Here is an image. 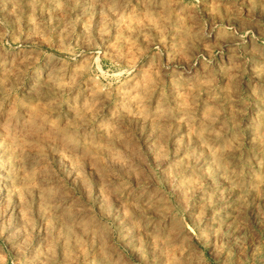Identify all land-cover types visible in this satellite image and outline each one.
<instances>
[{
	"label": "rangeland",
	"instance_id": "374dc122",
	"mask_svg": "<svg viewBox=\"0 0 264 264\" xmlns=\"http://www.w3.org/2000/svg\"><path fill=\"white\" fill-rule=\"evenodd\" d=\"M0 264H264V0H0Z\"/></svg>",
	"mask_w": 264,
	"mask_h": 264
}]
</instances>
